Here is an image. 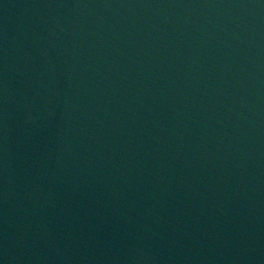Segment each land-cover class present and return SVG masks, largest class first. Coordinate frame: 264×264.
Instances as JSON below:
<instances>
[{
    "label": "water",
    "instance_id": "water-1",
    "mask_svg": "<svg viewBox=\"0 0 264 264\" xmlns=\"http://www.w3.org/2000/svg\"><path fill=\"white\" fill-rule=\"evenodd\" d=\"M0 139L73 264H264V0H0Z\"/></svg>",
    "mask_w": 264,
    "mask_h": 264
}]
</instances>
